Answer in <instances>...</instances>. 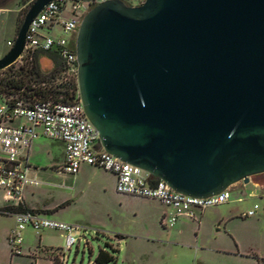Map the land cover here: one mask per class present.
Wrapping results in <instances>:
<instances>
[{
    "label": "water",
    "instance_id": "95a60500",
    "mask_svg": "<svg viewBox=\"0 0 264 264\" xmlns=\"http://www.w3.org/2000/svg\"><path fill=\"white\" fill-rule=\"evenodd\" d=\"M52 1H34L0 71ZM76 54L78 94L109 154L195 198L264 178V0L102 1Z\"/></svg>",
    "mask_w": 264,
    "mask_h": 264
},
{
    "label": "rangeland",
    "instance_id": "374dc122",
    "mask_svg": "<svg viewBox=\"0 0 264 264\" xmlns=\"http://www.w3.org/2000/svg\"><path fill=\"white\" fill-rule=\"evenodd\" d=\"M34 1L20 0L17 34ZM125 3L136 6L139 1ZM21 65L18 60L12 66L15 70ZM41 66L49 70L53 64L45 59ZM30 161L39 168L38 178L44 183L31 202L43 208L71 200L70 205L59 208L51 217L80 226L78 241L68 251L66 233L45 229L38 234L26 228L23 253L12 257L5 241L12 217L0 214V264H51L52 256L63 259V264H95L101 250L114 257L115 261L109 264H262L259 257L264 256V215L260 213L264 208V178L256 177L255 183L251 182L263 190L251 184L246 191L233 192L231 201L236 204L206 210L200 226L182 218L170 228L163 226L162 216L157 218V205L122 200L124 195L113 188V176L104 170L82 166L78 181L59 172L63 161V145L59 141L43 136L35 139ZM1 195L0 192V206L4 207ZM255 205V216H242ZM218 216L227 221L215 224L214 217ZM221 249L226 251L218 252Z\"/></svg>",
    "mask_w": 264,
    "mask_h": 264
},
{
    "label": "built area",
    "instance_id": "2783aa9c",
    "mask_svg": "<svg viewBox=\"0 0 264 264\" xmlns=\"http://www.w3.org/2000/svg\"><path fill=\"white\" fill-rule=\"evenodd\" d=\"M102 1L106 0H53L47 4L29 26L19 61L23 64L26 58L38 52L57 49L63 65L55 83L64 88L78 87V30L84 16ZM138 1L141 4L145 0ZM0 101V192L5 204L4 208L0 207V214L15 219L8 239L12 257L23 253L26 228L37 233L45 229L63 231L68 251L76 244L80 233V228L75 225L54 220L24 206L26 190L41 184L37 176H31L28 158L33 141L42 136L64 144L65 156L58 167L60 172L76 176L82 166L88 165L114 174L119 194L156 200L170 209L162 219L165 227H173L183 216L193 217L195 210L204 211L231 202L232 187L207 198L187 196L173 191L161 180L152 183L146 171L106 152L78 93L71 104L50 98L32 102L15 96ZM17 207L25 210H9ZM257 209L258 205H255L244 217L254 216Z\"/></svg>",
    "mask_w": 264,
    "mask_h": 264
},
{
    "label": "trees",
    "instance_id": "16d2710c",
    "mask_svg": "<svg viewBox=\"0 0 264 264\" xmlns=\"http://www.w3.org/2000/svg\"><path fill=\"white\" fill-rule=\"evenodd\" d=\"M19 27V26H18ZM46 56L53 64V68L46 71L40 64V56ZM62 60L57 49H51L45 53H37L33 57L25 59L24 63L14 70L10 66L0 71V98L15 96L27 101L38 99H53L71 104L77 99L78 87L64 88L54 84L62 69ZM5 96V97H3ZM151 182L157 179L151 177ZM28 209V208H26ZM11 211H22L25 208H9ZM38 212V211H36ZM3 215V214H1ZM52 264H63V261L52 256ZM115 261L114 257L108 252L101 250L96 258L95 264H109Z\"/></svg>",
    "mask_w": 264,
    "mask_h": 264
},
{
    "label": "crops",
    "instance_id": "0c3cea01",
    "mask_svg": "<svg viewBox=\"0 0 264 264\" xmlns=\"http://www.w3.org/2000/svg\"><path fill=\"white\" fill-rule=\"evenodd\" d=\"M19 2L20 0H0V59L2 56H4L9 50H10V45L8 43H14V40H15V37H16V34H17V30H18V26H19V12L22 10L20 7H19ZM48 60L50 61L46 56L44 55H41L40 56V64L42 65V62L43 60ZM52 68V67H51ZM50 68V69H51ZM49 69V70H50ZM44 70V69H43ZM48 71V70H46ZM62 145H63V161H64V156H65V147H64V144L62 142H60ZM32 148V146H31ZM31 148L29 150V158H28V167H29V172L31 174V176H37L38 178V171H39V168L35 165H33L30 161V158H31ZM62 161V163H63ZM61 163V164H62ZM60 164V165H61ZM59 165V166H60ZM58 166V167H59ZM84 166H87V170H92L93 168H96V167H92V166H88V165H84ZM99 169V168H97ZM59 170V169H58ZM101 170V169H100ZM60 172V171H59ZM106 172V171H105ZM62 173V172H61ZM80 173V172H79ZM79 173L74 176L75 177V180L80 178V175ZM108 174H111L113 176V188L115 186V189H116V176L112 173H109V172H106ZM65 174V173H63ZM39 179V178H38ZM40 180V179H39ZM41 181V180H40ZM44 183L41 181V184L37 187H29L27 190H26V194H25V201H24V206L28 209H31V210H34V211H38V213H41L45 216H48L49 218H52L51 215L57 211L59 208L61 207H64V206H68L71 204V200H67L65 202H62L61 204L59 205H55L54 207H48V206H44L43 208H41L40 206H34V202H31L32 200H34V196L36 195V190L37 188H39L40 186H42ZM254 185L255 187L257 188H261L260 186H256L255 184L253 183H249V184H244L243 182L241 183V187H237L238 183L236 185H234V188H232V191L236 192V191H246L248 188H249V185ZM262 189V188H261ZM263 190V189H262ZM249 195H254V193H250ZM122 200L126 201V202H132V200H136L140 203H146V204H152V205H157L159 208H160V212H158V214L156 215L157 218L159 219V217L162 216V219L164 217V215L166 213H169L170 212V209L167 208L166 206H164L162 203L156 201V200H150V199H142V198H138V197H134V196H129V195H124L122 196ZM241 199L239 198L238 199V202H240ZM231 204H236V202H229L227 204H224V205H221L222 207H228L230 206ZM1 207V206H0ZM5 207V206H4ZM2 207V208H4ZM219 207V206H217ZM213 208H216V207H213ZM208 210V209H206ZM200 211V210H195L194 211V216L193 217H189V216H183L181 218L178 219V221L180 219H186V220H190V221H193L195 223H197L199 226L202 224V218H203V215L205 213V211ZM252 210V209H251ZM258 210V209H257ZM250 211V210H249ZM248 211V212H249ZM258 212V211H257ZM247 213V212H246ZM244 213V214H246ZM244 214L242 216H244ZM257 214V213H256ZM255 214V215H256ZM254 215V216H255ZM260 215H264V208H263V211H261ZM5 216H9V215H5ZM12 217L10 219L11 221V224L10 226L6 229L5 231V241L9 243L8 239H9V235L11 233V230L14 228L15 226V219L13 216H10ZM250 217H253V216H250ZM246 218V217H245ZM178 221L176 222V224L178 223ZM214 221H215V224H220L222 222H226L227 221V218H221L220 216L218 217H214ZM175 224V225H176ZM174 225V226H175ZM77 226L78 228H81L80 226L78 225H75ZM164 226V225H163ZM173 226V227H174ZM165 227V226H164ZM172 228V227H170ZM48 230H53V229H48ZM55 231H60V230H55ZM63 232V231H62ZM37 233V232H36ZM39 234V233H38ZM9 245V244H8ZM219 249V248H218ZM53 250V249H51ZM45 251V250H44ZM223 251H226L224 249H221V250H218V252H223ZM47 252V250H46ZM63 258H64V255H63ZM262 261V264H264V256L262 257H259ZM258 258V259H259ZM63 260V259H62ZM50 262L52 264V261L50 259ZM261 262H259L258 264H260Z\"/></svg>",
    "mask_w": 264,
    "mask_h": 264
}]
</instances>
